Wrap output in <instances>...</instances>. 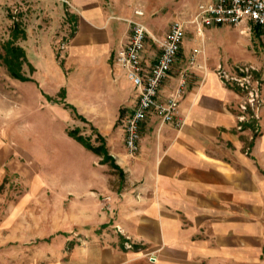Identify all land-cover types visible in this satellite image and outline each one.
Here are the masks:
<instances>
[{
  "label": "crops",
  "instance_id": "1",
  "mask_svg": "<svg viewBox=\"0 0 264 264\" xmlns=\"http://www.w3.org/2000/svg\"><path fill=\"white\" fill-rule=\"evenodd\" d=\"M71 1L77 22L63 51L62 68L55 65L51 53L45 64H36V57L30 55L29 62L36 70L40 94L52 99L49 108L57 118L91 124L109 158L104 160L103 153L64 133L73 146L65 150L82 157L89 177L73 180L75 190H68L73 192L70 213H53V220L44 225L49 234L44 239L49 238L54 253L40 263L259 264L264 104L259 132L251 140L249 132L236 128L238 91L219 81L215 67L221 64L229 73L237 65L264 69V29L245 35L228 25L198 31L189 21L184 23L176 60L158 91L159 98H166L185 78L178 96V115L184 124L177 128L161 123L149 111L141 124L138 151L130 156L124 145L123 119L134 108L137 91L114 62L115 53L129 39L126 19L135 18L134 9L140 7L144 14L136 18L151 34L141 59L150 66L160 53L156 40L163 39L170 26H160L155 14L175 1ZM193 49L199 52L191 62ZM57 95L61 99H54ZM9 111L0 92V170L23 172L24 166L6 156ZM111 169L119 177L111 176ZM102 196L109 197V209L99 204ZM126 235L132 248L124 245Z\"/></svg>",
  "mask_w": 264,
  "mask_h": 264
},
{
  "label": "rangeland",
  "instance_id": "2",
  "mask_svg": "<svg viewBox=\"0 0 264 264\" xmlns=\"http://www.w3.org/2000/svg\"><path fill=\"white\" fill-rule=\"evenodd\" d=\"M174 1L171 7L163 5L156 12L160 26L170 25L174 20L189 23L197 2ZM75 10L71 0H0V55L4 54L3 46L12 38L14 23H17L26 32L25 38L17 39L16 44L25 50L27 61H30V55L36 57V64L37 61L45 64L51 53L55 65L62 68L63 51L77 22ZM30 65H22L27 80H10L12 77L0 57V92L5 94L10 105L5 119L11 130L10 138L6 140V156L26 170H0V264H41L53 255L54 251L46 241L49 238L44 239L49 235L44 225L53 220L50 218L53 213H70L69 195L75 190L73 180L89 177L82 157L74 150H65L73 146L64 133L68 135V131L78 127L79 134L93 146L101 142L91 124L80 119L75 120L77 124H70L57 118L49 108L52 99L40 94L36 70ZM60 96L54 99H61ZM115 171L111 169V176L119 177ZM71 188L72 193L68 192ZM61 195L66 198L61 199ZM108 202L109 197L102 196L99 204L103 209H109ZM262 224L259 264H264V222ZM66 245L68 248L69 244Z\"/></svg>",
  "mask_w": 264,
  "mask_h": 264
},
{
  "label": "built area",
  "instance_id": "3",
  "mask_svg": "<svg viewBox=\"0 0 264 264\" xmlns=\"http://www.w3.org/2000/svg\"><path fill=\"white\" fill-rule=\"evenodd\" d=\"M142 8L134 9L136 17L143 16ZM126 19L129 24V39L115 53L114 62L126 74L137 91V101L123 119L124 145L128 155L138 151L140 128L149 111H154L161 123L173 124L180 128L184 120L178 115V96L185 87L182 77L174 93L159 98L158 91L174 64L177 52L185 36L184 22L174 20L159 43L160 53L150 65L142 63L147 38L151 36L146 25L139 18ZM198 31L212 25H228L239 29L242 34L251 35L255 28L264 29V0H206L197 3L194 14L189 20ZM198 49H193L190 61L195 60ZM234 73L227 72L221 64L215 67V74L223 85H232L239 94L237 104L236 128L240 132H249L254 139L260 129L261 109L264 104V69L253 64L237 65ZM127 238V237H126ZM127 238L125 247L132 248ZM152 259L153 256H150Z\"/></svg>",
  "mask_w": 264,
  "mask_h": 264
},
{
  "label": "trees",
  "instance_id": "4",
  "mask_svg": "<svg viewBox=\"0 0 264 264\" xmlns=\"http://www.w3.org/2000/svg\"><path fill=\"white\" fill-rule=\"evenodd\" d=\"M25 35V30L23 28H20L19 24L14 23V27L12 30V38L4 44V54L0 55V57L2 58V64L5 66L8 75L18 80L28 79L22 71V65L24 63L30 65V63L27 61L25 50L22 48V46L16 44V40L24 39ZM81 119L83 120V118ZM79 131V128L76 127L73 130L68 131V135L74 137L87 149H90L95 153H103L104 160H107L109 158L106 154L102 139L100 137L99 138L101 140V144L93 146L90 142L87 141V139L83 135L79 134Z\"/></svg>",
  "mask_w": 264,
  "mask_h": 264
}]
</instances>
